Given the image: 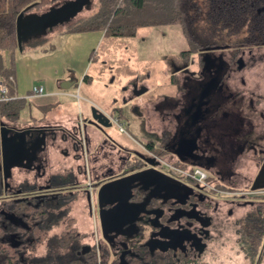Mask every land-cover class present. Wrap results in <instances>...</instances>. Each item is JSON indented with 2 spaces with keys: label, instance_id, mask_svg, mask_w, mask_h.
<instances>
[{
  "label": "flooded vegetation",
  "instance_id": "af4514ba",
  "mask_svg": "<svg viewBox=\"0 0 264 264\" xmlns=\"http://www.w3.org/2000/svg\"><path fill=\"white\" fill-rule=\"evenodd\" d=\"M188 50L168 60L169 92L138 76L121 92L107 93L112 104L105 113L112 126L130 130V147L87 124L82 132L77 124L69 130L57 123L2 124L8 137L25 132V142L13 147L6 179L0 149V215L7 220L4 213L14 214L1 209L3 201L30 212L56 201L60 231L90 238L117 264H264V95L256 89L257 75L244 71V48ZM225 51L233 52L227 58ZM51 149L61 162L73 163L69 171H49ZM136 173L142 174L136 183L107 188L112 203L103 205H117L123 213L118 221L135 226L103 234L99 187ZM93 180L102 182L95 187ZM77 199L80 214L96 221L97 233L77 230ZM91 246L71 244L78 255Z\"/></svg>",
  "mask_w": 264,
  "mask_h": 264
},
{
  "label": "trees",
  "instance_id": "16d2710c",
  "mask_svg": "<svg viewBox=\"0 0 264 264\" xmlns=\"http://www.w3.org/2000/svg\"><path fill=\"white\" fill-rule=\"evenodd\" d=\"M55 1L0 0V54L3 51L13 54L19 48L25 50L39 44L40 36L18 45L16 20L21 13L34 12L32 10H39ZM97 1L94 13L69 25L65 31H103L106 35L121 36L132 34L138 27L178 24L190 45L188 53L206 48H264V0ZM0 73L6 86L11 88L9 70ZM8 103H0V113L16 118L20 102ZM1 209L21 216L27 226H14L0 215V264H117L109 259L108 253L107 261L100 259L99 255H106L94 245L90 252L78 255L71 244L80 249L83 243L73 230L52 232L62 224L56 201L49 200L46 206L32 212L24 204L3 201ZM12 232H17L19 246H13L9 240ZM37 244L43 245L42 255L34 253Z\"/></svg>",
  "mask_w": 264,
  "mask_h": 264
},
{
  "label": "rangeland",
  "instance_id": "374dc122",
  "mask_svg": "<svg viewBox=\"0 0 264 264\" xmlns=\"http://www.w3.org/2000/svg\"><path fill=\"white\" fill-rule=\"evenodd\" d=\"M62 1L64 0H57L53 4L46 5L39 10L32 11L42 12ZM97 2V0H93L91 7L89 6L84 8L71 21L58 26V28L66 29L69 25L78 22L81 19H84L86 16L94 13L95 6L98 5ZM127 34L128 35L121 36H112L106 34L102 35L96 48V52L91 57V60L87 66L88 75L92 76L93 82H85L82 84V86H79L76 89V92L78 91L80 97H84L85 95L88 96L91 101V105L89 104L88 108L87 103L83 99H74L73 101L70 100L69 104L72 106L75 112L79 107L82 112L84 110L87 113V111H90V107L92 105L107 112V107H110L112 104L110 99L107 100V92H121L120 89L115 88L114 85L125 83L127 78L130 81V78L140 76V79H142L149 87L159 86L162 90H164L166 85H170L166 75L170 71L168 60L177 61L180 52L182 50L189 49L190 47L188 42L185 40L178 24L143 26L135 28V30L132 31V34ZM38 38H32V40H36ZM52 43L55 44V46L57 45L56 49L60 48L58 40L56 39V35L53 38ZM243 51L245 52L242 55L244 56V62L246 65H248L244 71L251 72L252 75H257L255 79L256 89L257 91L261 90L264 95V48H252L251 50L244 49ZM232 52L225 51L224 55L227 57ZM239 53L242 54V51ZM5 60L3 58V54H0V71H3V68H5L6 64H8L5 62ZM7 66H10V64ZM65 67L67 70H69L67 66ZM74 72L76 73V77H78V71L74 70ZM107 72L109 73L108 80ZM98 74H100V77L97 76ZM120 76H123L122 79H120ZM77 82H80V78H77ZM107 83H109V85H107ZM123 86H125V84H123ZM98 87L100 89L97 93L95 91ZM28 114V110H25L21 113L20 119L22 121L29 120ZM32 114L34 115V113ZM124 128V132H121L118 126L113 125L108 130L106 129V133L108 131V135L119 145L130 147L133 145L130 136L131 132L126 127V125ZM101 182V180H93L95 187H97ZM80 202L81 201L77 199L73 205V209H76L75 206L77 205L81 206ZM77 209L80 211L79 207H77ZM77 212L78 211H75V213ZM76 221L78 228L77 230L79 232H85L88 229H94L97 233L96 221H87L85 217L82 216V214L77 216ZM60 229L61 228H56L52 232H55V230L56 232H59ZM80 242L83 244H89V246L93 245L90 238H82L80 239ZM34 253L42 255L44 253L43 245L37 244ZM99 257L100 259L103 258L104 261H107V256L102 257L99 255ZM112 258V256L109 257V259ZM232 262L233 261H231V263Z\"/></svg>",
  "mask_w": 264,
  "mask_h": 264
},
{
  "label": "crops",
  "instance_id": "0c3cea01",
  "mask_svg": "<svg viewBox=\"0 0 264 264\" xmlns=\"http://www.w3.org/2000/svg\"><path fill=\"white\" fill-rule=\"evenodd\" d=\"M51 31L53 32L49 31L45 35L40 36L42 39L35 46L25 50L19 48L13 54L7 51L1 52L4 60L6 59L5 62L10 64V66L6 64L5 68H3L4 70H9L8 75L11 79V88L7 87V89L8 94L11 90L10 96L12 98L7 102L10 104L19 101L21 108L17 117L13 119L0 113V126L5 123L14 124L18 128H24L46 123H57L64 129L69 130L73 125L77 124L80 125L79 127L83 131L84 120L89 118V112L87 111L86 113L84 110L82 112L79 107L75 112L69 104V101L83 99L87 103L88 108L89 104L91 105L88 96L80 97L76 89L85 82H93L92 76L88 75L87 66L91 57L96 52L102 35H105V33L103 31L67 32L65 29H59L58 26ZM55 35L60 45V48L57 49V45L55 46L52 43ZM74 70L78 71V77H76ZM108 75L109 73L107 72V80ZM97 76L100 77V74ZM122 77L120 76V79ZM77 78H80L79 83L77 82ZM4 80V76L1 75L0 83H4ZM128 82L129 80L127 78L125 83L114 85V87L120 89L123 84L126 85ZM4 85L6 84L4 83ZM32 87H41L42 93L37 95L33 94ZM99 89L98 87L96 91H93L98 93ZM168 89L169 85H166L163 91H168ZM107 93L114 94L112 92ZM25 110L29 112V120L22 121L20 119L21 113ZM86 132L93 137L96 136V133L90 127L87 128ZM95 142L93 140L92 145ZM49 158L50 172L58 171L60 168L69 171L73 166L71 161L64 160L61 162L57 152L53 149L49 151ZM75 207L76 211H78L76 213L78 216L82 211L81 206L77 205ZM77 207L80 208V211Z\"/></svg>",
  "mask_w": 264,
  "mask_h": 264
},
{
  "label": "water",
  "instance_id": "95a60500",
  "mask_svg": "<svg viewBox=\"0 0 264 264\" xmlns=\"http://www.w3.org/2000/svg\"><path fill=\"white\" fill-rule=\"evenodd\" d=\"M92 0H69L62 4L60 7L51 6L47 8L43 12H28V13H21L17 20H16V34H17V41L18 45L20 46L23 42H26L28 40H31L32 38H36L39 36L45 35L47 32L51 31L53 28L63 25L65 23H68L70 19L74 18L78 13H80L84 8L89 6ZM91 125L94 128L98 130L107 129L112 127V122L110 121L109 117L105 112L98 109L95 106L90 107L89 111V118H86L84 120V125ZM9 129L7 128H0V149H1V155H2V169L4 173V179L8 176V170L10 166L8 165L9 160L12 158V151L14 150L13 147L23 145L25 142V132H17L12 137H8L7 133ZM82 132V130H81ZM17 136H20V141L16 142L15 139ZM15 137V138H14ZM23 138V139H22ZM23 146L20 148L22 149ZM142 174H132L128 176H124L122 178H119L113 182L102 184L97 192V199H98V219L100 227L103 231V234L106 231V228H108V232H113L115 235L121 234L117 230L126 228V229H132L135 225L132 223L133 220H119L118 217L122 215L123 213L120 211V207H115L111 205L110 208L105 209L103 207L104 204L112 203L111 201L107 202L106 200V193L107 188L111 187L112 185H115L116 183L121 184L123 182L128 181L136 183L138 181V176ZM154 182H150V184H153ZM130 190V187H128ZM124 198V204L128 200V197ZM88 201L89 198L87 197ZM116 210V212L114 211ZM5 217L7 218V221L12 223L14 226H21L26 227L27 225L17 216L14 214H8L4 213ZM116 224L115 227H111V225ZM137 232V230H134L131 234L128 235V238H130L132 235H134ZM122 234H124L122 232ZM10 240L12 241L13 246H19L20 241L17 239V235L12 233L10 235Z\"/></svg>",
  "mask_w": 264,
  "mask_h": 264
},
{
  "label": "built area",
  "instance_id": "2783aa9c",
  "mask_svg": "<svg viewBox=\"0 0 264 264\" xmlns=\"http://www.w3.org/2000/svg\"><path fill=\"white\" fill-rule=\"evenodd\" d=\"M31 90H32V93L35 94V95L42 93V88L41 87H32ZM11 98L12 97L8 94L7 86L4 85L3 82L0 83V102H2V101H9V100H11ZM198 180L200 181V176H198ZM90 183L91 182L88 181V184L87 185H88V188L91 191V185H90ZM93 197H94V194H93Z\"/></svg>",
  "mask_w": 264,
  "mask_h": 264
}]
</instances>
